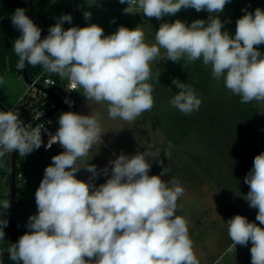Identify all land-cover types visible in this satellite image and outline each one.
<instances>
[{"label":"clouds","instance_id":"1","mask_svg":"<svg viewBox=\"0 0 264 264\" xmlns=\"http://www.w3.org/2000/svg\"><path fill=\"white\" fill-rule=\"evenodd\" d=\"M231 0H119L127 4L124 14L142 13L163 20L182 9L206 11L207 20L190 24L180 19L163 22L155 32V43L145 40L144 31L120 25L111 34L96 23L72 26L71 14L54 17L56 23L42 38V29L17 8L11 24L20 32L13 41L18 57L17 69L41 66L44 71L69 81V91L82 89L87 101L106 103L110 119L133 122L154 106V87L160 73L153 77L154 61L188 63L202 59L210 66L212 78L241 103L264 104V10L257 7L236 20L234 35L223 30L219 14ZM90 11L83 18L91 19ZM114 22V20H113ZM161 49L164 53H161ZM179 64V63H178ZM0 77V84H4ZM179 90L169 101L185 115L202 105L195 90L173 78ZM100 113L62 112L55 134L43 124L33 127L20 118L18 108L0 111V159L18 151L26 156L42 145L63 149L51 158L35 192L37 213L29 216L28 231L7 249L15 264H200L189 235L188 221L177 213L178 198L185 193L179 179L165 180L169 169L163 160L153 157L152 146L134 155L121 152L99 169L88 157L105 134ZM49 139L44 144L42 135ZM170 147V146H169ZM170 152H165L166 157ZM152 160L162 171L150 175ZM81 161V163H78ZM85 170L88 180L77 178ZM104 176L97 186L95 180ZM249 191L244 200L256 209V222L237 214L227 220L228 236L235 245L247 247L251 264H264V152L257 154L244 177ZM10 208L9 199L0 201V217ZM7 218H0V241L5 239ZM0 253V264H3ZM218 264V262H217Z\"/></svg>","mask_w":264,"mask_h":264},{"label":"rangeland","instance_id":"2","mask_svg":"<svg viewBox=\"0 0 264 264\" xmlns=\"http://www.w3.org/2000/svg\"><path fill=\"white\" fill-rule=\"evenodd\" d=\"M125 7L127 4H120L119 0H57V17L61 14H71L73 17L72 24L64 23L65 29L96 23L104 29L106 35L115 32L120 25L139 27L144 31L145 40L149 44L155 43V32L163 22L180 19L190 24L196 19L208 18L206 11L182 9L175 16H165L158 21L147 18L142 13L124 14L122 10ZM246 7L248 11H254L257 7L264 10V0H231L219 14L225 25L223 30L234 35L236 20L244 14L241 10ZM84 11L92 13L90 20L83 18ZM52 21H55L54 18ZM35 23L41 26L43 20L39 18ZM259 50L264 52V45H260ZM161 53H164L163 49ZM178 63L177 67L180 65L185 68V73L177 75H186L185 77L174 76L172 71H165L168 65L166 61L152 62L153 77L157 73L161 74L159 82L155 79L149 81L154 87V106L133 122L110 119L106 103L87 101L81 94L82 89L77 93V113L101 114L102 129L111 140V143L106 141L108 148L105 151L112 158L115 159L120 154L118 147L122 143L128 155H134L137 150L144 151V148L151 145L153 157L159 156L157 159L163 160L164 166L169 169L164 179H179L185 193L178 198L181 210L177 214L188 221L189 235L200 264H251V244L247 247L233 244L228 236L226 222L240 214L250 222L259 223L255 220L257 210L249 208L243 197L249 191L244 177L251 169L254 157L264 152V104L256 101L241 103L240 97L227 90L223 81L218 83L212 78L210 66H205L202 59L188 63L185 57ZM204 72L208 75L206 81L195 79L194 82L189 76ZM173 78L191 86L202 99L198 111L185 115L170 105L169 101L179 91L172 84ZM16 79L10 74L4 77V84H0L1 100L10 101L18 94L20 82ZM52 118L58 120L57 115ZM196 118L200 122L195 126ZM38 151L39 149L26 156H18V173L23 175L17 182L19 199L20 187L23 182H27L33 162L39 164V167L44 166V157ZM165 152H170V156L166 157ZM247 163L251 164L249 168L246 167ZM1 170L0 201H10L12 188L8 182V165ZM161 171L157 160H152L150 175H158ZM17 216L16 211L7 218L9 223L4 229L5 233L11 229L10 220ZM18 228L19 232L24 229L21 225ZM16 232L19 239L22 234ZM7 240L5 236L0 241V250L8 243L10 246L11 242Z\"/></svg>","mask_w":264,"mask_h":264},{"label":"built area","instance_id":"3","mask_svg":"<svg viewBox=\"0 0 264 264\" xmlns=\"http://www.w3.org/2000/svg\"><path fill=\"white\" fill-rule=\"evenodd\" d=\"M80 90L69 91V81L61 79L56 74H50L42 70L38 75L30 78V83L23 96L15 105L10 108H4L7 111L12 108H18L20 118L24 123L31 124L35 127L38 124H43L48 132L55 134L59 127L58 120H54L53 115H59L62 112L73 111L77 112L78 97L77 93ZM53 112V113H52ZM49 113L51 115L47 116ZM44 144H47L49 136L47 133L42 135ZM99 144V143H98ZM59 144H53L50 149L40 147L42 154L52 153ZM15 153H7L3 159H0V172L3 166L11 167L12 156ZM19 156V153H18ZM22 178V174L17 173V180Z\"/></svg>","mask_w":264,"mask_h":264},{"label":"crops","instance_id":"4","mask_svg":"<svg viewBox=\"0 0 264 264\" xmlns=\"http://www.w3.org/2000/svg\"><path fill=\"white\" fill-rule=\"evenodd\" d=\"M49 1L50 0H36V3H35V5H36L35 22L39 18L41 20H43L42 25L39 27L45 29L47 31V33H48V28L56 23L55 19H54L55 21H52L53 18L57 17V0H54V1L52 0L51 2H49ZM22 2H23V0H20L19 3L11 10V15L15 11V9H17L18 7L19 8L21 7ZM45 20H47V21H45ZM7 22L9 25H12L11 24V16L9 17ZM9 74L12 76V78H17L16 79L17 82H20L19 83L20 89L18 91V94L12 100L6 101L5 99L4 100L0 99V104L4 108H10L13 105H15L17 103V101H19V99L25 93V90L27 87V85H26V83L22 77L18 76L17 74H15L14 72H12L10 70L7 71L5 76L9 75ZM106 141L111 143V140L108 139V136L106 134H104L102 137V143L96 144L91 149L88 157L85 158L86 161L89 160L90 164H95L99 169L104 168L106 165H108L109 160L114 159L110 156V154H108L105 151V149L108 148L106 146L107 145ZM122 145H124V143H122L121 146ZM58 146L56 147V149L52 153H49V154H42L41 149L39 148L38 152L44 157V166L39 167V164L37 165L36 162H33L32 169L28 172L27 182L26 181L23 182L24 184L20 187L21 199H19L18 191H17L16 203H15V207H14V210H13L11 215L15 214V212L17 211L18 216L16 218L14 217L13 221L21 224L24 227L25 231H28V229L26 228V224H27L29 216L37 213V207H36V203H35V192H36L37 188L39 187L41 180L43 179L44 169L51 164V162H52L51 158L54 155H57L63 151V149L60 146L59 147ZM121 146L118 147V150H120V153L123 152V153L127 154L124 151V149H125L124 146H122V147ZM248 153H250V151ZM78 163H81V161H78ZM250 165H251L250 163H247L246 167H248V166L250 167ZM89 176H90V174L87 173L83 169H81V171L79 173H77L78 179L88 180ZM98 178H100L103 181V183L105 182L106 178L104 176L101 175Z\"/></svg>","mask_w":264,"mask_h":264},{"label":"trees","instance_id":"5","mask_svg":"<svg viewBox=\"0 0 264 264\" xmlns=\"http://www.w3.org/2000/svg\"><path fill=\"white\" fill-rule=\"evenodd\" d=\"M19 1L20 0H0V77H4L8 70L14 72L15 74H17L20 77H22V74H23V70L17 69V67H16L17 62H18V57L15 55L14 50L12 48L13 47V41L20 36V32L18 30L14 29L13 26L9 25L7 22V20L11 16V10L19 3ZM33 1L35 4L36 0H33ZM20 8H25L27 10L26 14L30 18L28 0H23ZM35 18H36V5H35ZM41 29H42L41 35L43 38L48 33L45 29H43V28H41ZM166 64H168V65H167V70H165V71H167V72L172 71L171 74H173L174 76H178V77L179 76H183V77L186 76V75H177V74H181L182 72L185 73V70H184L185 68L181 67L180 65H179V67H177V63H173L171 61H166ZM42 70H43V68L39 65L35 66V67H33L31 65L27 66V72H28L29 78L35 77ZM162 76L165 77L166 75H162ZM189 76L191 79H193L194 82H195V79H204L205 81L208 80V75L205 72H204V74L199 73V75H189ZM0 111H4V107L1 104H0ZM204 114H206V113H204ZM210 115H211V119H212L213 116H212V114H210ZM198 122H200V120L198 118H196L195 126L198 125ZM17 164H18V160H17ZM9 171L10 172L8 175V182L11 184L12 176H11V167L10 166H9ZM17 173H18V168H17ZM17 182H18V180H17ZM10 198H11V195H10ZM10 222H11V225H10L11 229L6 231V238L8 239L7 240L8 242L15 243L18 241L16 231L19 232L18 227L21 224L14 222L13 220H10ZM25 232L26 231L23 229V230H20L19 233H21L23 235V234H25ZM8 244H7V246L5 245L6 247L5 246L2 247L0 252H4L5 249H8V247H9ZM6 252H7V250H6ZM3 264H15V262L11 261L9 259V257H5V258H3Z\"/></svg>","mask_w":264,"mask_h":264},{"label":"water","instance_id":"6","mask_svg":"<svg viewBox=\"0 0 264 264\" xmlns=\"http://www.w3.org/2000/svg\"><path fill=\"white\" fill-rule=\"evenodd\" d=\"M28 4H29V11H30V19H32L35 22V4L33 0H28ZM27 66L23 69V74H22V78L24 79V81L26 83H30V78L28 76V72H27ZM53 113V112H52ZM52 113H49L47 116L51 115ZM17 160H18V151H15V153L12 156V160H11V176H12V181H11V188H12V193H11V200H10V208L4 213L3 217L0 218H8L15 207V203H16V195H17ZM103 181L100 178H97L95 180V184L97 186H99V184H102ZM3 253L2 256L3 258L5 257H9V253L8 252H0Z\"/></svg>","mask_w":264,"mask_h":264}]
</instances>
